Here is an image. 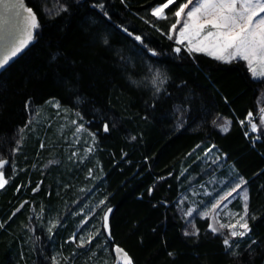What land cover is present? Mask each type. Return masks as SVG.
I'll use <instances>...</instances> for the list:
<instances>
[{
  "label": "trees",
  "instance_id": "16d2710c",
  "mask_svg": "<svg viewBox=\"0 0 264 264\" xmlns=\"http://www.w3.org/2000/svg\"><path fill=\"white\" fill-rule=\"evenodd\" d=\"M27 1L39 28L0 73V159L9 161L0 264H117L114 245L133 264H264V130L246 120H258L262 80L244 61L189 54L168 38L186 0L166 19L151 15L165 0ZM157 71L163 84L152 82ZM219 116L227 133L212 123ZM213 171L225 187L247 182L249 232L228 237V248L208 217L185 236L177 211L180 194ZM228 207L244 212L239 196Z\"/></svg>",
  "mask_w": 264,
  "mask_h": 264
},
{
  "label": "snow or ice",
  "instance_id": "6c2138e0",
  "mask_svg": "<svg viewBox=\"0 0 264 264\" xmlns=\"http://www.w3.org/2000/svg\"><path fill=\"white\" fill-rule=\"evenodd\" d=\"M175 3L176 0H165V2L151 9V15L158 19H166L165 10ZM13 10L16 16L23 21V35L19 38L15 35V26L5 28L3 37H0L5 48V54L0 56V68L7 65L12 58L16 57L32 41L34 31L39 28L38 17L32 8L26 7L25 0H17L13 5ZM61 10L66 11V8H61ZM105 15L107 14L105 13ZM173 16L176 18V23L171 25L169 31L177 34H169L168 38L170 40L174 39L177 45H183L189 54L205 53L224 63H231L237 60L245 61L253 79H264V0H186L185 3L179 5ZM4 24L8 25V21L5 20ZM177 25H182L178 31ZM124 31L127 32V29H124ZM135 39L142 41L140 36H136ZM104 43H107L106 39ZM148 51L152 55H157L154 49H148ZM174 51L179 53L181 47H176ZM164 79L166 78H162L159 71H157L152 82L156 84L159 81L160 84H163ZM160 90L159 87L156 88L157 92ZM25 108H30V102L25 103ZM252 116L253 113L249 112L246 120L250 125V130L257 132L260 128L256 123L252 122ZM212 123L221 132L227 133L231 122L225 120L223 124H219L217 120H213ZM241 123L243 124L244 121H241ZM260 124L264 125V115L260 117ZM103 130L105 132L109 131L107 123L103 125ZM245 135H248V133L246 132ZM18 144L19 141H17ZM8 163L9 161L0 159V188H3L7 183L3 169ZM246 183L241 178L240 182L230 192L221 197V200H226L233 193L242 189V185H246ZM151 191L152 189L150 188L149 192L151 193ZM247 199V193L244 190L245 205L243 214L239 215V218L233 224L220 225V228L231 229V237H243L249 232V225L246 219L248 215ZM219 206L220 201H217L205 212H197L196 209L189 208L185 216L189 217L194 212H197L201 217H207L210 212ZM108 211L111 212V209ZM103 220L104 228L107 229V213ZM209 229L213 233L219 231L212 224H209ZM184 235L194 236L197 235V231H185ZM91 240V236L88 237L87 241L81 239V244L91 242ZM223 243L228 248L231 241L226 236ZM115 251L121 254L124 264H132L131 259L123 249L117 247ZM169 255H172V253H169Z\"/></svg>",
  "mask_w": 264,
  "mask_h": 264
},
{
  "label": "rangeland",
  "instance_id": "374dc122",
  "mask_svg": "<svg viewBox=\"0 0 264 264\" xmlns=\"http://www.w3.org/2000/svg\"><path fill=\"white\" fill-rule=\"evenodd\" d=\"M47 1L48 2L46 4V9H51V8H55L56 6H59L63 0H47ZM158 5L159 4L155 5L154 7ZM175 23H176V18L174 17V22L172 24H175ZM181 26L182 25H177V31L179 27ZM169 34L176 35L177 33L176 32L170 33L169 31ZM260 80H262V85L260 86V89H259V96H258V102H257L258 103L257 114L255 115L258 117V120L257 121L252 120V122L256 123L258 127L260 128V130L257 131L256 133L264 130V125L260 124V117L264 115V79H260ZM52 103L53 104L51 105L56 108L57 104H55L54 102ZM216 120L218 121L219 124H223L225 120L229 121V119L224 116H219L217 117ZM62 122H63V125L60 126V128H63V126L65 125V121L63 120ZM75 130L76 132L78 131L77 128ZM81 131L82 130L79 128L78 133H80ZM205 155H206L207 160H211V164L212 163L217 164L218 156L215 154L214 150L207 148L205 150ZM4 160L8 161L6 159ZM55 162H56V159L52 158L46 164H49V163L53 164ZM5 167L3 169L4 172H5ZM214 174H216V171L211 172V175L208 174L205 177V180L202 182H198L194 184L191 183L189 187L183 193L180 194L178 198L177 211L179 215L181 216V218L184 220V227H183L184 232L185 231L191 232L193 230L197 231V228L195 225V219L197 217L204 218V217H201L199 214H197V212L208 211L211 208L212 204L216 203L217 201H220V206L214 211L210 212L209 216L207 217L210 218L211 220L210 222L213 226L217 227L218 229H225L228 232L227 237H231L230 236L231 229L220 228V225L223 224L224 221H226V219H232L233 222L229 224H233L235 223L236 219L239 218V216L234 211H231L230 208L228 207V203L230 202V200L233 199V197H235L234 195L235 193H233L226 200H221V197H224L226 193L230 192L232 188L235 187V185L240 182V179L237 178L236 180H230L227 184V187H225L226 180L215 177ZM244 190H246V187L245 185H242V189L238 190L237 192H244ZM189 208H194L197 210V212H194L191 216L186 217L185 213L187 212ZM193 225H194V229H193Z\"/></svg>",
  "mask_w": 264,
  "mask_h": 264
},
{
  "label": "water",
  "instance_id": "95a60500",
  "mask_svg": "<svg viewBox=\"0 0 264 264\" xmlns=\"http://www.w3.org/2000/svg\"><path fill=\"white\" fill-rule=\"evenodd\" d=\"M17 2V0H0V37H3L4 35V31L6 27H12L15 26L14 31H15V35L19 38L22 37L23 32L22 29L24 28V24L23 21L16 16L15 11L13 10V5ZM25 4L26 7H30L33 9V11L35 12V14L37 15L36 11L34 10V8L28 3L27 0H25ZM38 17V16H37ZM7 20L8 21V25L4 24V21ZM35 36V31L33 33V39ZM32 41L20 52L17 54L16 57L12 58L10 60V62L5 65L3 68H0V73L7 67L9 66L17 57H19L22 53H24L28 47L32 44ZM5 54V48L3 45V40L0 39V56H3ZM120 248L123 249L122 247L118 246V245H114L113 246V254L115 257V262L117 264H124L122 258H121V254L117 253L115 251L116 248ZM124 250V249H123ZM124 252H126L124 250ZM127 253V252H126ZM127 255L129 256V258L131 259L130 255L127 253ZM132 261V259H131ZM133 264V262H132Z\"/></svg>",
  "mask_w": 264,
  "mask_h": 264
},
{
  "label": "crops",
  "instance_id": "0c3cea01",
  "mask_svg": "<svg viewBox=\"0 0 264 264\" xmlns=\"http://www.w3.org/2000/svg\"><path fill=\"white\" fill-rule=\"evenodd\" d=\"M246 193H247V191H246ZM234 195H235V197L239 196V198H240V200H241V202H242V206H243V208H244V205H245L244 192H236ZM235 197H233V198H235ZM247 197H248V196H247ZM246 203H247V201H246ZM230 210H231V211H234L238 216L241 215V214H243V213H238L237 210H233V209H230ZM231 222H233L232 219H226V221H224L223 224L228 225V224L231 223ZM237 230H240V229H237Z\"/></svg>",
  "mask_w": 264,
  "mask_h": 264
},
{
  "label": "bare ground",
  "instance_id": "6f19581e",
  "mask_svg": "<svg viewBox=\"0 0 264 264\" xmlns=\"http://www.w3.org/2000/svg\"><path fill=\"white\" fill-rule=\"evenodd\" d=\"M113 245V244H112Z\"/></svg>",
  "mask_w": 264,
  "mask_h": 264
}]
</instances>
